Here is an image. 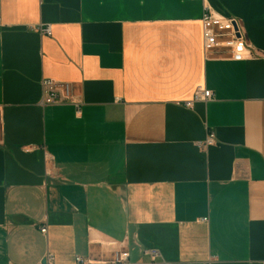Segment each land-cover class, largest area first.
I'll use <instances>...</instances> for the list:
<instances>
[{"label": "crops", "instance_id": "crops-1", "mask_svg": "<svg viewBox=\"0 0 264 264\" xmlns=\"http://www.w3.org/2000/svg\"><path fill=\"white\" fill-rule=\"evenodd\" d=\"M204 4L247 60L204 53ZM43 79L78 106H41ZM144 250L264 264V0H0V264Z\"/></svg>", "mask_w": 264, "mask_h": 264}, {"label": "built area", "instance_id": "built-area-1", "mask_svg": "<svg viewBox=\"0 0 264 264\" xmlns=\"http://www.w3.org/2000/svg\"><path fill=\"white\" fill-rule=\"evenodd\" d=\"M202 24V38L203 50L207 55L208 53L217 50H228L231 59L235 61L247 60L248 45H245L243 32L239 23L235 19H225L213 14L207 4L203 5V14L201 18ZM39 33L45 36H51L50 27L46 26L39 28ZM41 86V106H53L62 103H74L72 95V86L66 82H58L52 79H43L40 82ZM212 99V92L206 89H198L193 101H208ZM192 102H187L186 106L191 107ZM216 145L215 137L210 133L206 140L201 144L202 148H207ZM41 233H46V228H41ZM150 255L151 261L149 264H160L158 262V253L154 250H144ZM128 252H116L114 255L113 263L115 264H128ZM52 257L47 255L41 264H52ZM78 264H85V262L76 258Z\"/></svg>", "mask_w": 264, "mask_h": 264}]
</instances>
